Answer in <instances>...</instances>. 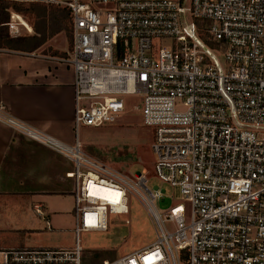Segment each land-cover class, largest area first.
<instances>
[{
  "label": "built area",
  "instance_id": "built-area-1",
  "mask_svg": "<svg viewBox=\"0 0 264 264\" xmlns=\"http://www.w3.org/2000/svg\"><path fill=\"white\" fill-rule=\"evenodd\" d=\"M39 1L70 10L62 61L75 73V139L21 123L4 103L0 120L74 163V244L0 248V264H85L82 235L128 216L130 195L156 237L101 264H264V0ZM27 23L12 9L5 24L19 36ZM130 98L150 130L155 177L180 192L166 209V189L146 173H123L84 148L91 130L127 114Z\"/></svg>",
  "mask_w": 264,
  "mask_h": 264
},
{
  "label": "crops",
  "instance_id": "crops-1",
  "mask_svg": "<svg viewBox=\"0 0 264 264\" xmlns=\"http://www.w3.org/2000/svg\"><path fill=\"white\" fill-rule=\"evenodd\" d=\"M33 32V29H32ZM52 52L0 50V103L21 123L72 144L75 73ZM74 163L0 120V248L74 244Z\"/></svg>",
  "mask_w": 264,
  "mask_h": 264
},
{
  "label": "rangeland",
  "instance_id": "rangeland-1",
  "mask_svg": "<svg viewBox=\"0 0 264 264\" xmlns=\"http://www.w3.org/2000/svg\"><path fill=\"white\" fill-rule=\"evenodd\" d=\"M21 5L28 11L32 8L35 10L32 17L22 14L33 32L23 27L21 35H37L46 38L42 46L35 51L52 52L63 48L70 51L72 24L67 8L39 0L21 2ZM10 36L18 37L11 34ZM2 49L13 48L7 46ZM137 102L136 99L130 98L129 109L125 116L109 126L91 130L87 139L83 141L84 148L92 157L123 173L130 175L146 173L152 186L159 185L166 189L165 200L159 203L161 209H166L180 199V192L179 189L162 184L155 177L151 134L150 130L142 124L141 114L134 109ZM88 130V128L82 129V137ZM172 195H174L173 198ZM129 198L130 214L111 216L109 231L89 232L82 235L85 264H101L105 259H115L155 239L156 232L147 211L137 197L130 195ZM127 218L130 219V224L125 222Z\"/></svg>",
  "mask_w": 264,
  "mask_h": 264
},
{
  "label": "trees",
  "instance_id": "trees-1",
  "mask_svg": "<svg viewBox=\"0 0 264 264\" xmlns=\"http://www.w3.org/2000/svg\"><path fill=\"white\" fill-rule=\"evenodd\" d=\"M12 9L29 17H32L33 12L35 11L33 8L28 11L26 8H24V6L21 5V2L0 0V47L5 48L8 46L9 48L16 50H25L31 52L38 49L45 42V36L21 35L14 38L10 36L9 28L5 23L9 21ZM67 10L70 14V10L68 8Z\"/></svg>",
  "mask_w": 264,
  "mask_h": 264
},
{
  "label": "bare ground",
  "instance_id": "bare-ground-1",
  "mask_svg": "<svg viewBox=\"0 0 264 264\" xmlns=\"http://www.w3.org/2000/svg\"><path fill=\"white\" fill-rule=\"evenodd\" d=\"M28 24V31H30V32H32V27L30 26V24L29 23H27ZM102 191L103 192H105V193H112L110 190H108V189H102Z\"/></svg>",
  "mask_w": 264,
  "mask_h": 264
}]
</instances>
